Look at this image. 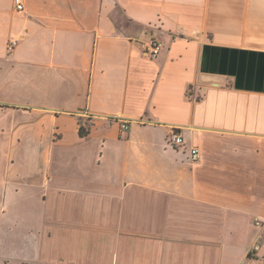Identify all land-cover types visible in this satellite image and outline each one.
I'll use <instances>...</instances> for the list:
<instances>
[{
    "label": "crops",
    "instance_id": "1",
    "mask_svg": "<svg viewBox=\"0 0 264 264\" xmlns=\"http://www.w3.org/2000/svg\"><path fill=\"white\" fill-rule=\"evenodd\" d=\"M22 1L0 0V264H264V0Z\"/></svg>",
    "mask_w": 264,
    "mask_h": 264
},
{
    "label": "built area",
    "instance_id": "2",
    "mask_svg": "<svg viewBox=\"0 0 264 264\" xmlns=\"http://www.w3.org/2000/svg\"><path fill=\"white\" fill-rule=\"evenodd\" d=\"M15 9L17 11L23 10V1L22 0H13ZM15 41H12L9 46L13 47L15 46ZM161 50V44L158 41H151L146 49V55L155 58ZM122 130H127L128 126L126 124H121ZM169 143L173 146H181L183 144V138L180 133H177L176 131L171 132L169 136ZM191 158L193 161L197 160L198 150L192 149L191 152ZM255 226H258L260 228L264 227V221L261 219H255L254 220Z\"/></svg>",
    "mask_w": 264,
    "mask_h": 264
},
{
    "label": "water",
    "instance_id": "3",
    "mask_svg": "<svg viewBox=\"0 0 264 264\" xmlns=\"http://www.w3.org/2000/svg\"><path fill=\"white\" fill-rule=\"evenodd\" d=\"M203 81H205V82H219V77L206 76L203 78Z\"/></svg>",
    "mask_w": 264,
    "mask_h": 264
},
{
    "label": "trees",
    "instance_id": "4",
    "mask_svg": "<svg viewBox=\"0 0 264 264\" xmlns=\"http://www.w3.org/2000/svg\"><path fill=\"white\" fill-rule=\"evenodd\" d=\"M87 133H88V132H87L85 129H83L82 127L79 129V135H80L81 137L86 136Z\"/></svg>",
    "mask_w": 264,
    "mask_h": 264
}]
</instances>
